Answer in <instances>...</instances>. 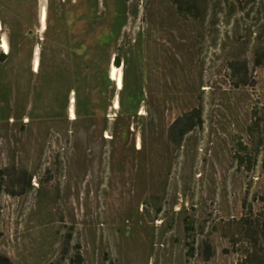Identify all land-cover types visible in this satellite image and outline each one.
<instances>
[{
	"label": "rangeland",
	"instance_id": "374dc122",
	"mask_svg": "<svg viewBox=\"0 0 264 264\" xmlns=\"http://www.w3.org/2000/svg\"><path fill=\"white\" fill-rule=\"evenodd\" d=\"M176 1L0 0L12 264H264V0Z\"/></svg>",
	"mask_w": 264,
	"mask_h": 264
},
{
	"label": "bare ground",
	"instance_id": "6f19581e",
	"mask_svg": "<svg viewBox=\"0 0 264 264\" xmlns=\"http://www.w3.org/2000/svg\"><path fill=\"white\" fill-rule=\"evenodd\" d=\"M40 20H41V27H40V31H44L47 28L48 25V21H49V14H48V3L47 0H44L43 6H42V10L40 13ZM1 30H2V34H1V47L2 49H4L6 52L10 53L11 52V45H10V38H9V32L7 30H5V28L3 26H0ZM35 70L39 71L42 63L40 60V55H39V51H36L35 57H34V61H33ZM110 77L115 81V83L118 86L119 90L124 89V66L119 65L117 66L116 64H112L110 67V71H109ZM114 107H116L117 109L121 108V104H120V100H117L115 102ZM143 109H144V105H143ZM145 112L144 110L142 111V113ZM73 114V118L76 117V111L74 110L72 112ZM138 148L142 149L143 148V143H142V139L139 138L138 142H137Z\"/></svg>",
	"mask_w": 264,
	"mask_h": 264
},
{
	"label": "trees",
	"instance_id": "16d2710c",
	"mask_svg": "<svg viewBox=\"0 0 264 264\" xmlns=\"http://www.w3.org/2000/svg\"><path fill=\"white\" fill-rule=\"evenodd\" d=\"M175 3H177V8H178L179 12H182L184 10L182 4L179 3V1H176V0H175ZM33 53L34 52L32 51L31 58H32V55H34ZM7 55L8 54H6L5 52H2L0 54V60L1 61H5L6 58H7ZM10 55H8V56H10ZM112 63L113 64H116L117 66L121 65L120 57L118 55L114 56V60H113ZM255 65L256 66H263L264 67V59L263 58H260V56L257 55L256 58H255ZM31 71H32V69H31ZM234 84L236 86H238V83L235 82ZM240 145H241V148L243 150H246L247 149V146L243 142H241ZM237 158H238L239 162H241V163H243L244 161H246V158L244 156H237ZM0 191H1V186H0ZM187 229H189V228H187ZM260 240H263L264 241V236L263 235L257 236L255 238V243H258ZM236 243H237L236 238H233V245H236ZM83 261H84V259H83L82 255H81L80 251H78L77 252V256H76V262H77V264H83ZM0 264H12V262H11V260H10V258L8 256L3 255V254H0Z\"/></svg>",
	"mask_w": 264,
	"mask_h": 264
},
{
	"label": "crops",
	"instance_id": "0c3cea01",
	"mask_svg": "<svg viewBox=\"0 0 264 264\" xmlns=\"http://www.w3.org/2000/svg\"><path fill=\"white\" fill-rule=\"evenodd\" d=\"M0 44H1V38H0ZM1 47V46H0Z\"/></svg>",
	"mask_w": 264,
	"mask_h": 264
}]
</instances>
